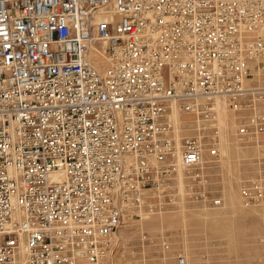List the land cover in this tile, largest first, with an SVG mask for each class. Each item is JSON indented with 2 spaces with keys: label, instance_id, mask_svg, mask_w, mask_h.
I'll return each instance as SVG.
<instances>
[{
  "label": "built area",
  "instance_id": "built-area-1",
  "mask_svg": "<svg viewBox=\"0 0 264 264\" xmlns=\"http://www.w3.org/2000/svg\"><path fill=\"white\" fill-rule=\"evenodd\" d=\"M263 79L264 0H0V264H113L127 223L219 207L218 104L264 160Z\"/></svg>",
  "mask_w": 264,
  "mask_h": 264
},
{
  "label": "rangeland",
  "instance_id": "rangeland-1",
  "mask_svg": "<svg viewBox=\"0 0 264 264\" xmlns=\"http://www.w3.org/2000/svg\"><path fill=\"white\" fill-rule=\"evenodd\" d=\"M223 104L218 109L230 120L232 154L228 163L220 154L219 167L208 171L220 189L221 205H184L187 211L207 212V220L180 217V206L151 215V225L144 218L127 223L117 232L120 248L113 264H176L179 255L186 264H264V160L258 145L236 141L232 115ZM245 182L253 192L248 201L241 195Z\"/></svg>",
  "mask_w": 264,
  "mask_h": 264
},
{
  "label": "bare ground",
  "instance_id": "bare-ground-1",
  "mask_svg": "<svg viewBox=\"0 0 264 264\" xmlns=\"http://www.w3.org/2000/svg\"><path fill=\"white\" fill-rule=\"evenodd\" d=\"M96 53H93L91 55L92 59H93V63L95 65V67L99 70L102 71L106 66H107V61L105 59V57H103L101 54L98 53L99 49L96 48ZM221 103V102H220ZM223 104V103H222ZM224 105V104H223ZM225 107V106H224ZM219 113H218V118H219V124H220V128L224 131V134L221 135V144H220V154L222 156V158L224 160H226V162L228 163L229 161V157L231 156V150H232V146H231V139L229 137H227V128L230 127V120L226 117L224 109L222 107H219L218 109ZM231 114V113H230ZM232 115V114H231ZM233 120V117H232ZM233 132L235 131V126L233 123V128H232ZM180 175V174H179ZM181 176V175H180ZM55 179H58L59 177L57 176H53ZM180 180H182L181 177H179ZM182 209L180 214V217L182 218H189L192 215H197V216H201L203 219L207 220L208 217V213L207 212H199V211H192V210H186L185 206H181L180 210ZM141 221L143 222V218L141 219ZM153 222L151 216H146L144 217V223H146V225H151ZM117 235V234H116ZM119 236V235H118ZM17 260V264H25V245L22 243L19 253L16 257Z\"/></svg>",
  "mask_w": 264,
  "mask_h": 264
}]
</instances>
